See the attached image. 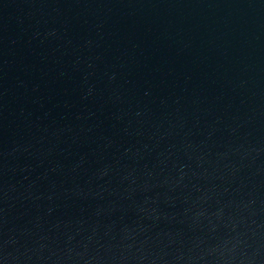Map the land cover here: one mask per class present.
<instances>
[{
    "label": "water",
    "instance_id": "1",
    "mask_svg": "<svg viewBox=\"0 0 264 264\" xmlns=\"http://www.w3.org/2000/svg\"><path fill=\"white\" fill-rule=\"evenodd\" d=\"M202 264H264V0H127Z\"/></svg>",
    "mask_w": 264,
    "mask_h": 264
}]
</instances>
